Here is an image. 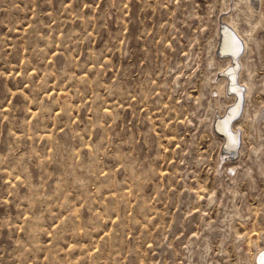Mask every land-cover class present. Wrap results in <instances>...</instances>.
<instances>
[{
  "label": "rangeland",
  "instance_id": "1",
  "mask_svg": "<svg viewBox=\"0 0 264 264\" xmlns=\"http://www.w3.org/2000/svg\"><path fill=\"white\" fill-rule=\"evenodd\" d=\"M233 3L0 0V264H264V0L234 180L212 131Z\"/></svg>",
  "mask_w": 264,
  "mask_h": 264
},
{
  "label": "bare ground",
  "instance_id": "2",
  "mask_svg": "<svg viewBox=\"0 0 264 264\" xmlns=\"http://www.w3.org/2000/svg\"><path fill=\"white\" fill-rule=\"evenodd\" d=\"M233 2L234 3L231 6L232 11L231 12L226 11V13H222V15H221L222 22H220L219 24H222V23L226 24V25L228 24L227 26L229 28L228 27H226V28L229 30L230 33H232L233 36L240 39L241 43L243 44V51L237 59V62L240 65V69L237 72V77H235L236 81L234 83L236 84V86H235L236 88L233 87V85H231L232 80H235L234 78H232L233 77V74H232L233 70H230V72H228L227 74H223L224 70H226L227 68H230V66L233 65V62H232L233 56H235V54H236L235 44H234L233 40L231 39V37L226 35L227 33H225V32H223L224 35H222L223 40L221 42L222 43L221 52L218 54L216 51V56H217L218 61H219V71L216 74L217 79H216L215 83L213 81V84L210 86V87H212L211 93L215 94L214 98L212 99L213 103L215 104L213 112L218 113V116L220 117L225 113V110L227 108L231 107L229 109L228 118L225 122L226 124L231 120V118L234 116V114L237 112V110L239 111L238 105L241 101H242V108H241V113L239 114L238 118L240 116H243L242 114L245 110L244 107H245V102H246L245 99L248 98L252 92V88H251V85L249 82L243 81L245 83L246 87L245 86L244 87L246 89L242 85H240V83H239V78L240 79L243 78V75L245 74V70L247 68V65L245 63L241 62L242 61L241 57H243V54H245L247 51V44L245 43V41H247V40L244 38L246 32H242L238 19L243 17L244 20H246V22L250 25L251 32L255 33L257 31V29H256V24L254 25L253 20L256 18L257 12L260 10V9L258 10V7H256L258 0H233ZM231 3H228V5H230ZM236 13H238V14H236ZM219 38H220V33H219V29H218V43H219ZM227 52H230L231 54L227 55L226 54ZM218 61H216V62H218ZM228 83L230 84V86H228ZM222 98L225 99V101H227V102H225L226 104H223ZM238 118H236L235 121L231 122L229 134H228V131L224 132L223 127L219 126V124H217L215 127H213L214 126V122H213V125H212L213 134L216 135L217 137H219V139H221L222 141H224V140L226 141V145L223 147L224 152H221V158H220L221 161L219 162L220 167H221L220 176H221V178H224V175H226V178L229 176L230 180L236 179L235 177L237 176L236 175L237 172L235 171L236 167H232L231 171H229L228 162L235 161L236 159L239 158V156H240L239 150L243 144V142L241 145L239 144L236 152L235 153L233 152L235 150V147H236V145H235L236 138L234 136V133L236 131H234L232 129V126L234 125V123L236 122V120ZM261 122H264V114L262 113V111H260L254 118L253 124H254L255 128H257V130H258V127H259ZM238 131H239L240 143H241V139H243V136L241 138V132H243V131H241V132H240V130H238ZM222 145H223V142H222ZM228 151L231 153H229ZM235 154H237L236 158L234 156ZM225 170H227V172H225ZM233 182H235V181H233ZM223 185H224V183H223ZM225 188L226 187L224 185V189ZM259 261H260V263L261 262L264 263V253L259 258Z\"/></svg>",
  "mask_w": 264,
  "mask_h": 264
},
{
  "label": "water",
  "instance_id": "3",
  "mask_svg": "<svg viewBox=\"0 0 264 264\" xmlns=\"http://www.w3.org/2000/svg\"><path fill=\"white\" fill-rule=\"evenodd\" d=\"M221 28L224 30H221ZM219 32H227V33H230L229 32V30L224 26V24L222 23V24H220V26H219ZM236 41L238 42V40H234L233 42L235 43V46H236ZM239 43V42H238ZM222 44H221V39L219 38V43H218V46H217V49H216V51H217V53L219 54L220 52H221V49H222V46H221ZM236 52H237V49L235 50ZM227 55H230L231 53L230 52H227L226 53ZM233 56V55H232ZM235 56H236V54H235ZM235 56H233V60H232V62H233V65L234 64H236V57ZM233 65H231L230 66V68H227L228 69V72H230V70H233ZM228 72H226V73H224L223 72V74H227ZM232 72H234V70L232 71ZM233 78V77H232ZM232 85H233V87H235L236 85H235V83H234V81H232ZM236 88V87H235ZM231 107H229V108H227L226 110H225V113L222 115V116H224V115H226V120H227V118H228V113H229V109H230ZM228 112V113H227ZM222 116H220V117H222ZM219 117V116H218ZM217 117V118H218ZM218 119H220V118H218ZM225 120V121H226ZM224 121V122H225ZM229 132H230V129L228 130V134H229ZM225 145H226V143H225ZM223 145H222V147H221V152H224L223 150ZM236 150H237V147H235V150L233 151L234 153L236 152ZM229 152V151H228ZM229 153H231V152H229ZM235 156V158H236V156H237V154H235L234 155Z\"/></svg>",
  "mask_w": 264,
  "mask_h": 264
}]
</instances>
